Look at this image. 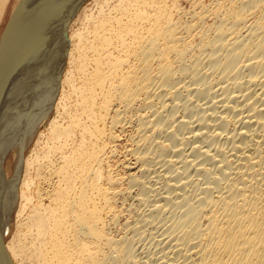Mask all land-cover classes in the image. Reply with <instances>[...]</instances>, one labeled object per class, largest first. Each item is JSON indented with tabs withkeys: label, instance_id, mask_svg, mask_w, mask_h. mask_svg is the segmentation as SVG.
I'll list each match as a JSON object with an SVG mask.
<instances>
[{
	"label": "bare ground",
	"instance_id": "obj_1",
	"mask_svg": "<svg viewBox=\"0 0 264 264\" xmlns=\"http://www.w3.org/2000/svg\"><path fill=\"white\" fill-rule=\"evenodd\" d=\"M185 1L0 0V264H264V0Z\"/></svg>",
	"mask_w": 264,
	"mask_h": 264
},
{
	"label": "rangeland",
	"instance_id": "obj_2",
	"mask_svg": "<svg viewBox=\"0 0 264 264\" xmlns=\"http://www.w3.org/2000/svg\"><path fill=\"white\" fill-rule=\"evenodd\" d=\"M94 1L95 0H85V2L82 4V8L80 7V9L78 10V14L77 15H80V13H81V11L83 10V8H85V10L87 11V9H89L90 11H92L94 8V6L95 5H93L94 4ZM93 3V4H92ZM93 5V6H92ZM180 6H181V8L182 9H188V2L187 1H185V0H180ZM91 8H93V9H91ZM88 10V11H89ZM7 18H9V16L7 17ZM5 28H6V21H4L2 24H1V26H0V38L2 37V34H3V31L5 30ZM78 28V25L76 24V26H74V27H72V29L73 30H76ZM64 70H65V68H64ZM57 98L58 97H56L55 99L56 100H54L55 101V103H56V101H57ZM13 101V104L12 105H14L15 103H17V102H19L20 101V99H14V100H12ZM54 103V102H53ZM55 103L53 104V107H52V111H51V113L48 115V117L49 118H47L46 120H45V122L42 124V127L39 129V132H38V134L36 135V137H35V139L33 140V142H32V144L29 146V148L27 149V151L25 152V155H24V159L25 158H28V156L30 155V153H31V150H33L34 149V147L36 146V142H37V137L39 136V134L40 133H42L43 131H45L46 129H47V127H48V123H49V121L50 120H52L53 118H54V116L53 115H55V111H54V105H55ZM11 105V106H12ZM16 105V104H15ZM17 106H18V104H17ZM17 106H15V107H17ZM9 109H12V107L11 108H9ZM10 111V110H9ZM17 111H19V114H23V113H25V109H24V111H21V109L19 110H17ZM14 112H16V111H14ZM13 112V113H14ZM7 113V112H6ZM2 114V113H1ZM9 114V113H8ZM11 114V113H10ZM52 116V117H51ZM3 118V117H2ZM3 120V119H2ZM48 121V122H47ZM47 122V123H46ZM45 124H47V125H45ZM42 130V131H41ZM13 158V152L11 151L7 156H6V158L4 159V161H3V167H2V170H3V172L4 171H6V174L7 173H10L11 174V176L13 175V173H14V171H15V164H14V158ZM5 162V163H4ZM5 164V165H4ZM11 164V165H10ZM14 166V167H13ZM9 167V168H8ZM12 167V168H11ZM8 170V171H7ZM122 172L124 173V171L123 170H120L119 171V173L120 174H122ZM7 176H8V174H7ZM16 211V210H15ZM15 211H14V213H13V219H12V224H11V229H12V234H13V232H14V227H15ZM10 235V233L8 234V236L7 237H4L3 238V242L5 243V242H7V241H9L10 240V238H11V236H9Z\"/></svg>",
	"mask_w": 264,
	"mask_h": 264
}]
</instances>
